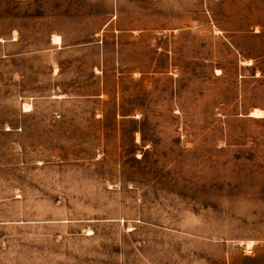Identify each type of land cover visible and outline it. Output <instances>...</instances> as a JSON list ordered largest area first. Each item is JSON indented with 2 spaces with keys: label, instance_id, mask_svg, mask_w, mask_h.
<instances>
[{
  "label": "rangeland",
  "instance_id": "obj_1",
  "mask_svg": "<svg viewBox=\"0 0 264 264\" xmlns=\"http://www.w3.org/2000/svg\"><path fill=\"white\" fill-rule=\"evenodd\" d=\"M0 264H264V0H0Z\"/></svg>",
  "mask_w": 264,
  "mask_h": 264
},
{
  "label": "bare ground",
  "instance_id": "obj_2",
  "mask_svg": "<svg viewBox=\"0 0 264 264\" xmlns=\"http://www.w3.org/2000/svg\"><path fill=\"white\" fill-rule=\"evenodd\" d=\"M51 43L57 45L60 43V38L56 35H52L51 36ZM56 97H61V96H56ZM22 110L24 112L29 111L30 110V106L27 104H24L22 106ZM249 116L254 117V118H261L263 117L262 111H260L259 109H253L252 112L249 114ZM251 247V242L247 243V248Z\"/></svg>",
  "mask_w": 264,
  "mask_h": 264
},
{
  "label": "crops",
  "instance_id": "obj_3",
  "mask_svg": "<svg viewBox=\"0 0 264 264\" xmlns=\"http://www.w3.org/2000/svg\"><path fill=\"white\" fill-rule=\"evenodd\" d=\"M52 1H59V0H52ZM80 13L82 14V12H80V10H78V11L72 13V14H75L76 17L74 16V18H70V19L68 20V22L70 23V25H72V24H76V25H77V28H78L79 30H80V23L84 21V19L80 17ZM70 14H71V13H70ZM53 35H57V36H59V37H60V40L63 41V37H62V35H61L60 33L58 34V32H57V33H55V34H53ZM51 36H52V35H51ZM50 38H51V37H50ZM73 44H81V43H80L79 41H77V42H73Z\"/></svg>",
  "mask_w": 264,
  "mask_h": 264
}]
</instances>
